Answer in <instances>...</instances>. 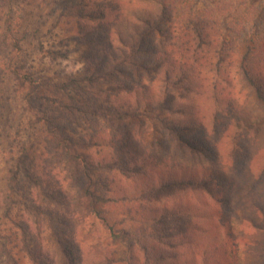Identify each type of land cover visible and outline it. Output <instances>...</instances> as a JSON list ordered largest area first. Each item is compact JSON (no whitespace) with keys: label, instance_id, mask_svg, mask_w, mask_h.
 I'll list each match as a JSON object with an SVG mask.
<instances>
[{"label":"rangeland","instance_id":"374dc122","mask_svg":"<svg viewBox=\"0 0 264 264\" xmlns=\"http://www.w3.org/2000/svg\"><path fill=\"white\" fill-rule=\"evenodd\" d=\"M79 1L82 0H0V231L11 228L4 218L8 213L18 217L22 214L26 219V212L19 203H23V192L27 195V190L28 193L32 190L36 198V206L40 205L64 218L66 227H60L59 232L65 237L61 240L70 252V264H105V262L110 264V261L111 264H201L199 253L194 259L190 255L193 248L190 236H193V239L201 236L206 238L203 240L205 242L208 240L207 237L213 235L215 228H221L217 221L199 224V220L192 218L190 212H186V208L191 207L195 201L206 199L208 207L204 208L203 212L206 215L209 211L217 213L218 204L209 200V196L202 191H193L188 186L182 189L173 187L169 191L164 190L158 200L149 197L137 200L131 197L125 203H108L104 206V211L107 213L103 215L107 218L112 216L114 219H123L125 208L131 205L137 207L145 216L137 220H129L126 216L123 223L113 227L117 235L114 238L110 237L109 232L98 222L94 221V225L91 226L93 219L82 221L72 215L69 198L75 197L77 188L68 185L69 182H59L71 177L67 171L60 172L61 170L57 168L49 175L51 167H60L59 163L63 161L60 162V158L54 156L50 148L47 134L44 132V129H47L46 120L62 127V131L73 141L81 142L87 129L86 122H89L91 127L103 128L104 123H99V116L94 118L92 115L97 109L99 110L97 112H102L109 109V106L120 107L127 101L133 102V97L129 98L131 95L120 93L117 97H111L105 106L101 105L99 108L101 104L99 102L106 95L104 92L108 93L111 89V82L102 81L93 88L87 86L99 98L94 109L90 105H80L76 102L84 98L80 90L74 87H69L67 90L56 88L68 82L70 78L82 80L86 75L88 53L98 57L96 55L98 47H95L94 51L93 47L85 42L82 33L86 28L76 23L75 19L63 16L67 6ZM199 1L197 3L199 7L210 1L219 18L229 13L240 15L241 11L243 13L245 11L249 36L256 35L257 39H264V0ZM102 4L99 3L96 8L103 9L106 5ZM98 27H101L100 24L95 23V28ZM111 34L113 35L112 32ZM113 43L114 50L118 54L116 49L119 45L115 41ZM53 83H57L55 87L52 86ZM169 90L178 92L170 86ZM44 97H46L45 101H43ZM242 98L244 97H240L237 101V105H242L240 108L242 114H247L248 118H260L262 111L257 109L255 104L250 103L251 97H247L249 99L246 100L247 107L243 106L245 100ZM197 99L195 95L185 94L184 99L178 104L183 113L174 118L182 123H193L196 109V118L203 125V132L194 133L191 138L197 145L206 149L207 156L190 155L185 151L177 150L173 139L165 133L151 112L144 113L146 116L134 121L133 125L122 128L120 148L121 140L130 143L125 146V151L119 150L118 153L122 155L120 156L122 168L127 175L119 174L115 177L113 185L115 195L126 194L134 186L153 188L166 183L165 180L169 179H201L206 177L205 170L209 171V169L220 171L221 168L223 172L226 171V177L232 176L228 171L230 168L228 161L233 159L231 151L233 142L229 138L233 131L232 126H229L228 130L224 127L213 133L211 127H214L216 122V114L209 104L204 101L200 103ZM28 101H32L30 106ZM68 105L70 107L80 105L79 111H76L77 116L68 114L64 110L68 109ZM87 110L91 112L87 114ZM236 115L242 119L240 112ZM77 117H80V120ZM218 117L219 120L224 119L222 113ZM139 121L145 124L146 129L137 128ZM110 133L106 132L105 135ZM242 133L244 136L240 140L242 150H237L234 159L244 163L245 166L248 165L249 171L244 167L247 172L252 171L255 174L257 171L260 172L259 186L264 190V126L259 125L256 131L246 130ZM205 135H207L206 139H204ZM217 148L219 156L213 159ZM95 151L96 149L93 148L88 153L93 154ZM103 152L107 155L111 150L105 147ZM26 155L29 156L30 162L28 160L23 163L22 160ZM134 170L138 172L132 173ZM93 173L101 177L104 174L102 169L92 171ZM26 175L40 179L41 188H34L29 184ZM109 175L113 176L112 173ZM11 177H17V181L11 183ZM11 185L12 189H10ZM59 187L62 189V197L56 204L52 197L53 193L56 194V191L60 190ZM213 188L212 193L216 196H227V198L230 196L229 190L227 195L221 192L217 185H213ZM241 195L242 200H239ZM244 195L243 192L232 190L231 198L228 199L231 208L234 209V212L227 216L237 242L234 260L236 264H264V254L260 255L256 246L262 235L257 230L248 228L246 224L241 225L243 218L247 217L243 207ZM56 196L58 197L59 194ZM64 200L66 205H60ZM30 207L34 210V206ZM161 215H164V218L160 223L149 224V218L157 216L159 219ZM196 223L199 224L200 231H194L198 228ZM38 229L33 230L31 236L34 256L40 260L38 263L66 264L54 234L46 228ZM218 231L221 233V229ZM145 234L163 236L164 239L173 235L172 241H175L176 245L168 246L167 241L154 243L148 238L150 256L146 257L140 249L141 242L148 241ZM222 236L219 234V239ZM9 249L3 251L0 247V264H12L7 257ZM172 250L180 251L181 255L176 257L170 254ZM153 254H162L163 261L154 262ZM11 256L16 264H33L27 255L16 254V250L11 251Z\"/></svg>","mask_w":264,"mask_h":264},{"label":"trees","instance_id":"16d2710c","mask_svg":"<svg viewBox=\"0 0 264 264\" xmlns=\"http://www.w3.org/2000/svg\"><path fill=\"white\" fill-rule=\"evenodd\" d=\"M199 2V0H82L67 6L63 16L75 19L76 23L86 28L82 33L85 42L93 49L98 47L96 51L98 57L88 53V66L82 80L70 78L68 82L56 88L67 90L74 87L80 90L84 98L79 101L75 99L76 102L93 108L99 98L87 86L93 88L102 81L111 82V89L108 93L104 92L106 95L99 102L101 103L99 108L120 93L131 95L129 98L133 97L135 103L127 101L120 107L109 106V109L102 112H97L99 111L97 109L92 115L94 118L99 116L98 121L104 123L103 128L91 127L90 123L86 122L87 129L81 142L73 141L62 131V127L46 120L47 129H44V132L47 134L50 148L54 156L59 157L60 162L63 161L59 163L60 167H51L49 175L57 168L61 170L60 172L67 171L71 177L59 182H69L68 185L77 188L75 197L69 198L72 215L82 221L93 219L91 226L94 225V221L98 222L109 232V236L114 238L117 235L113 227L123 223L126 216L129 220L142 219L145 216L137 207L131 205L125 208L123 219H114L112 216L107 218L103 215L107 213L104 206L108 203H125L131 197L137 200L148 197L158 200L164 190L169 191L173 187L182 189L188 186L193 191H202L209 196V200L218 204L217 213L209 211L206 215L203 212V209L208 207L206 199L195 201L191 207L186 208V212H190L192 218L199 220V224L217 221L221 228H215L213 235L207 237L208 240L205 242L203 240L206 238L199 236L193 239V236H190L193 245L190 255L194 259L199 253L201 264H236L234 259L237 242L227 218L234 212L229 204L232 190L245 194L243 207L247 217L243 218L241 225L246 224L248 228L257 230L262 235L256 246L258 253L264 254V190L260 189L261 184L258 180L261 174H258L259 171L256 174L252 171L247 172L245 168L249 171L250 167L234 159L237 150L241 149L240 140L244 137L242 131H256L257 126H264V39L259 40L256 35V38L249 36L245 11V14L240 10V15L229 13L219 18L210 1L202 7L198 6ZM99 3L106 6L97 9ZM95 23L101 27L95 28ZM113 41L119 45L116 49L118 54L114 50ZM56 84L53 83L52 86L55 87ZM169 86L178 92L169 90ZM185 94L195 95L200 103L204 101L212 107L216 114V122L214 127H211L213 133L217 129L219 131L225 127V130H228L229 126H232L233 131L229 138L233 142L231 148L233 159L228 161L230 165L228 171L232 176L226 177V171L223 172L221 168L220 171L209 169L205 170L206 177L201 179H169L165 180L166 183L153 188L134 186L126 194L115 195L113 191L115 177L119 174L127 175L122 168V155L118 153L119 150L125 151V146L130 143L123 139L120 148L122 128L133 125L134 121L146 116L144 113L151 112L165 133L173 139L177 150L190 155L207 156L206 149L197 145L191 138L194 133L203 132V125L196 118V109L193 123H182L174 118L183 113L178 104L184 99ZM240 97H244L242 99L245 100L243 102L245 107L246 100L249 101L247 97H251L250 103L262 111V116L256 119L242 114L240 111L242 105H237ZM31 102L28 101V106ZM80 105L72 107L68 105V109L64 110L75 116ZM91 111L86 112L89 114ZM238 112L241 113L242 119L237 117ZM220 113L224 115V119H220L224 120L222 125L218 117ZM77 118L80 120V117ZM138 124L139 130L146 129L142 121ZM106 132L111 133L105 135ZM206 138L207 135L204 139ZM105 147L111 150L107 155L103 152ZM93 148L96 149L95 153H88ZM215 153L213 159L219 156L218 148ZM28 160L29 156L26 155L22 162L26 163ZM99 169L104 172L102 177L92 174V171ZM137 172L138 170L132 171ZM111 173L113 176L109 175ZM27 179L34 188H41L42 182L37 177ZM10 181L15 183L17 177H11ZM213 185H217L219 190L227 195L229 190L230 196L228 198L216 196L212 193ZM59 188L60 190L56 191L59 196L53 193L52 197L56 204L62 197V189ZM25 194L26 192H23L24 200L19 205L23 206L26 219L22 214L19 217L11 213L4 216L11 228L0 231V247L3 251L10 248L7 257L12 264H16L11 256L12 250H16V254L27 255L33 264H39L40 260L34 256L31 236L33 230L46 228L54 234L66 264H70V252L62 243L65 237L59 232L60 227H66L64 218L47 208L36 206L32 190L29 193L27 190V195ZM239 200H242V195ZM63 202L60 205L65 206L66 200ZM30 206H34V210ZM163 218L164 215L159 219L157 216L149 218V224L160 223ZM196 224L198 228L194 231H200L199 224ZM220 229L221 233L218 231ZM219 234L223 235L221 239L218 237ZM145 236L147 239L151 238L154 243L167 241L168 246L176 245V242L172 241L173 235L165 239L157 235ZM149 240L141 242L140 249L144 251L142 253L146 254V257L150 256ZM172 252L170 254L176 257L181 255L180 251ZM153 257L154 262L163 261L162 254H153Z\"/></svg>","mask_w":264,"mask_h":264}]
</instances>
